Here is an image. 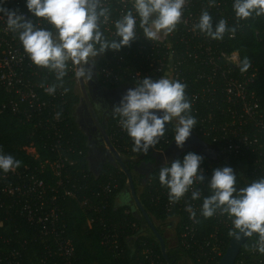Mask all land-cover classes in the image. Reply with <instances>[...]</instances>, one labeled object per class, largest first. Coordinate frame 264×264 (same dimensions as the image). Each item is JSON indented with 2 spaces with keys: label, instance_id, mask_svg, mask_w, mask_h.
<instances>
[{
  "label": "built area",
  "instance_id": "built-area-1",
  "mask_svg": "<svg viewBox=\"0 0 264 264\" xmlns=\"http://www.w3.org/2000/svg\"><path fill=\"white\" fill-rule=\"evenodd\" d=\"M22 1L4 0L0 7L15 10L25 19L47 26L42 18H35L27 9H20ZM104 2L110 9L111 20L131 8L129 0ZM204 10L210 13L213 26L219 19H224L230 29L244 26L243 20L234 16L232 0H215L211 6L209 0H186L180 22L172 33L149 41L137 29L138 38L128 46L119 51L101 53L103 63L98 69L101 82L122 85L123 80H128L134 84L143 76L152 79L167 76L179 80L186 85L191 114L197 121L194 130L217 143L226 156L252 158L254 170L262 173L264 107L252 88L256 79L255 67L250 66L245 73L239 72L238 64L242 58L237 49H230L236 31H226L222 39L216 40L193 28ZM3 18L6 19L0 14V90L8 97L1 103L0 111L9 109L24 120L32 121L33 127L47 130L45 143L53 153V160L45 158L37 165L26 164L15 171L0 172V211L3 210L6 219L12 221L13 215L17 214L29 227L30 240L38 242L41 249V264H81L66 234L61 205L62 199L75 198L86 215L87 226L100 225V244L111 253L113 244L115 252L123 255L125 250L118 243L119 234L112 233V221H108L106 210L112 195L111 179L106 183L88 185L83 175L72 177L68 166L75 165V158L81 155V150L70 135L66 92L62 86H57L54 94L47 93L46 88L56 82L54 75L32 64ZM101 28L105 35L111 36V23ZM254 34L258 36L256 29ZM75 71L76 67L69 62L66 76L70 77ZM25 150L33 158H38L34 147H25ZM47 169L53 178L52 183L45 174ZM187 204L197 208L194 201ZM167 206L169 208L172 204L168 202ZM195 223L196 218H190V222L183 226L182 243L194 237ZM134 227L135 222H131L130 230ZM122 232L119 233L126 239L132 235ZM153 252L151 246L146 247L142 260L121 264H160ZM219 254L217 251L216 255ZM0 256L1 264H21L17 259L19 251L15 248L7 252L2 249Z\"/></svg>",
  "mask_w": 264,
  "mask_h": 264
},
{
  "label": "clouds",
  "instance_id": "clouds-1",
  "mask_svg": "<svg viewBox=\"0 0 264 264\" xmlns=\"http://www.w3.org/2000/svg\"><path fill=\"white\" fill-rule=\"evenodd\" d=\"M4 0H0L2 5ZM27 10L42 18L47 26H40L25 19L22 13L0 7V14L6 17L7 29L12 32L32 64L46 69L55 77V83L48 86V94H54L62 86L67 75L69 62L76 67L74 78H91L94 58L106 50L119 51L137 39V29L149 41H156L172 33L180 22L186 0H129L131 8L118 18L111 20V12L104 0H24ZM215 0H209L210 6ZM234 16L245 20L264 15V0H232ZM111 23V36L105 35L101 26ZM211 39H222L225 32H234L224 19L213 26L207 10L201 12L193 25ZM250 68L247 56L240 59L238 70L245 73ZM133 88L121 96L113 112L119 117L123 131L132 139L133 152L147 153L157 144L172 124L177 148L183 146L197 125L191 114V102L185 94L186 85L179 80L161 76L152 79L143 76ZM67 91V89H64ZM203 157L186 152L182 158L173 159L160 167L159 184L167 189L170 204H176L186 194L190 200H201L200 215L209 218L217 213L226 215L232 228L228 235L235 240L241 236L257 237L254 249L264 254V177L251 180L237 188L235 173L230 166L214 168L207 179L208 195H202L196 185L205 183L201 162ZM21 161L10 154L0 152V172L15 171ZM129 195L120 193L119 202L127 203ZM190 218L196 210L185 205Z\"/></svg>",
  "mask_w": 264,
  "mask_h": 264
},
{
  "label": "trees",
  "instance_id": "trees-1",
  "mask_svg": "<svg viewBox=\"0 0 264 264\" xmlns=\"http://www.w3.org/2000/svg\"><path fill=\"white\" fill-rule=\"evenodd\" d=\"M19 8L22 10L27 9L24 0L19 5ZM243 22L244 26L235 30L234 45L230 49H237L241 58L247 56L250 60V66L255 67L256 79L252 88L264 107V15L253 16L243 20ZM255 29L258 36L254 34ZM102 63L103 58L100 57L96 64L100 67ZM99 80L100 84L110 89L120 85L103 84L101 83L100 75ZM75 81L74 74L70 77L65 76L62 85L63 89H67L65 91L67 99L66 110L70 135L73 137L78 149L81 150V155L75 158V165L68 167L72 172L73 178L83 175L88 185L106 183L111 179L112 195L106 208L107 216L109 218L108 221H112V233L118 232V243L125 250L123 255H118L114 250L113 244L112 253L107 247L100 244L98 235L100 225L95 224L88 227L85 222L86 215L79 206L77 199L66 197L61 200L66 234L73 243L80 263L121 264L129 260H142L143 251L146 247L151 246L160 264H177L182 259L189 260L190 264H215L231 238L228 235L229 230L232 228L231 221L226 215L219 213L212 217L204 218L199 211L202 201L195 200L194 203L197 208L195 209L196 223L193 226L195 230L194 237L182 243L180 234L183 226L190 222L189 214L185 210V205L193 201L189 199L190 194H186L182 200L168 208L167 189L162 187L158 181L159 169L165 162L154 167L145 180L141 179L137 166L143 158L150 156V152L148 151L145 154L132 151V139L121 129L117 114H114L107 124L106 136L120 154L124 166L132 176L134 189L141 205L164 240L165 256L161 252L158 240L135 209L134 203L116 201L120 193L128 191L127 176L120 166L118 164H105L98 174H95L90 169L86 157L89 149L86 137L73 118L74 105L78 100V95L75 91ZM123 81L121 84L132 83L128 80ZM7 97L8 94L0 90V106ZM166 128L165 135L159 139L156 145L150 147V150L152 149L158 153L166 150L174 134L172 124L166 125ZM192 132L218 149V160H221L224 165L235 168L241 162L245 163L244 180L236 179L237 183L235 186H244L253 179L264 177V172L261 173L254 170L252 158L226 156L217 143H213L208 137L200 135L194 128ZM46 133L47 130L36 126L33 127L32 121L24 120V118L12 113L9 109L5 108L0 111V152L10 154L14 158L19 159L22 163L18 168H22L26 164L37 165L38 161L45 158L53 160V153L50 151L48 144L45 143ZM24 147H34L38 158H33L26 152ZM184 153L186 152L167 161L170 162L173 159L182 158ZM201 167L205 183L196 185V187L201 189L202 195H208L206 182L211 174V166L210 162L204 157ZM45 174H47L48 181L52 183L53 178L49 175V169L46 170ZM84 192L87 193L86 190ZM6 216L7 214L1 210L0 252L2 253V249L7 252L8 249L15 248V250L19 251L17 259L20 260L21 264H41L39 261L41 249L38 242L30 240L31 231L29 227L17 214L13 215L14 222L12 219H6ZM131 222H135V227L132 230H130ZM167 223L168 225H173L175 233V241L172 245L167 241L163 232L164 228L161 227V225H166ZM126 231L132 234L129 239L124 238V235L119 233H125ZM256 240L257 237L253 235L242 244L234 264H264V254H260L254 249ZM217 251L220 252L219 255H216Z\"/></svg>",
  "mask_w": 264,
  "mask_h": 264
},
{
  "label": "flooded vegetation",
  "instance_id": "flooded-vegetation-1",
  "mask_svg": "<svg viewBox=\"0 0 264 264\" xmlns=\"http://www.w3.org/2000/svg\"><path fill=\"white\" fill-rule=\"evenodd\" d=\"M100 57H95L94 61L89 65L92 73L89 80L76 78L75 91L78 95V100L73 109V118L86 137L89 147L86 157L89 161L88 165L93 171L101 169L105 164L117 165L111 148L106 143V127L115 113L113 112V107L107 103L105 98V91L110 88L100 84L99 67L96 64ZM111 146L113 145L111 144ZM148 151L150 156L143 158L137 166L142 180L146 179L154 167L164 163L165 160L171 159L165 157L163 152L158 153L152 149L150 150V148ZM104 157L108 160L99 168ZM210 158V160L207 159L210 163L217 162L219 159Z\"/></svg>",
  "mask_w": 264,
  "mask_h": 264
},
{
  "label": "water",
  "instance_id": "water-1",
  "mask_svg": "<svg viewBox=\"0 0 264 264\" xmlns=\"http://www.w3.org/2000/svg\"><path fill=\"white\" fill-rule=\"evenodd\" d=\"M134 86L135 84H122V85L106 90L105 98H106L107 103L111 105L112 107L118 105L120 98L124 94V92L129 88H133ZM106 143L111 148V152L113 153L114 155L113 157L116 159L117 164L120 166V168L125 172L127 176L128 191H126V193H128L129 195V202L134 203L135 209L139 212L140 216L145 220L146 224L149 226V229L154 234L155 238L158 240L161 252L163 256H165L166 254H165L164 240L162 236L159 234V232L156 230L154 223L150 220L148 214L146 213L143 206L141 205L138 199V196L135 192L134 184H133V180H132V176L130 172L124 166L121 157L119 156L116 149L113 146H111L107 137H106ZM188 151L196 152L208 160H210V157H213L214 159H216L218 158V155H219L218 149L215 146L207 143L200 136H198L197 134L193 132H191V135L186 139L183 146L180 148H177L174 140H172L171 143L166 148V150L163 152V154L165 157L172 159V158H176L183 152H188ZM107 160L108 159L104 157L101 160V164L99 168H101L103 166V163H105ZM99 170L97 171L92 170V171L95 174H98ZM249 238L250 237L241 236L240 240L237 241L233 239V237H231L228 241V244L224 252L219 257V259L217 260L215 264H234L236 256L239 253V250L242 244Z\"/></svg>",
  "mask_w": 264,
  "mask_h": 264
},
{
  "label": "rangeland",
  "instance_id": "rangeland-1",
  "mask_svg": "<svg viewBox=\"0 0 264 264\" xmlns=\"http://www.w3.org/2000/svg\"><path fill=\"white\" fill-rule=\"evenodd\" d=\"M100 56H101V54H99L97 57H100ZM24 149H25V147H24ZM210 166H211V173H212V170L214 168H219V167H223V166H226V165H224L221 162V160H218L217 162H213V163L211 162ZM232 169H233V171L235 173L236 179L244 180V171L246 169L245 163L241 162L238 166H236L235 168H232ZM210 176H211V174H210ZM236 187L239 188V187H243V186H236ZM118 200H119V198H118ZM161 227L164 228L163 232H164V236L166 237L167 241L169 242V244L172 245L174 243V241H175V233H174L173 225H168V223H167L166 225H164V224L161 225ZM177 264H190V261L187 260V259H182Z\"/></svg>",
  "mask_w": 264,
  "mask_h": 264
},
{
  "label": "crops",
  "instance_id": "crops-1",
  "mask_svg": "<svg viewBox=\"0 0 264 264\" xmlns=\"http://www.w3.org/2000/svg\"><path fill=\"white\" fill-rule=\"evenodd\" d=\"M118 198H119V197H118ZM118 198H117V200H116L117 202H119Z\"/></svg>",
  "mask_w": 264,
  "mask_h": 264
}]
</instances>
